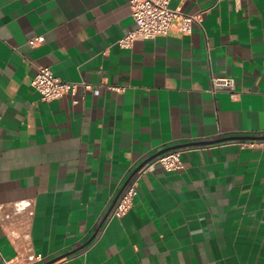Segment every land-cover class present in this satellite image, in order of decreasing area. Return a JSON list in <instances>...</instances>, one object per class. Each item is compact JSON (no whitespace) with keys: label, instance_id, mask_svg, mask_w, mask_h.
Instances as JSON below:
<instances>
[{"label":"crops","instance_id":"1","mask_svg":"<svg viewBox=\"0 0 264 264\" xmlns=\"http://www.w3.org/2000/svg\"><path fill=\"white\" fill-rule=\"evenodd\" d=\"M131 1L0 0V264H264V148L241 146L264 140V0H172L193 32L124 48ZM40 67L92 91L44 101ZM173 147L183 170L144 175L99 233Z\"/></svg>","mask_w":264,"mask_h":264},{"label":"built area","instance_id":"2","mask_svg":"<svg viewBox=\"0 0 264 264\" xmlns=\"http://www.w3.org/2000/svg\"><path fill=\"white\" fill-rule=\"evenodd\" d=\"M172 0H132V17L136 23V29L128 33L119 41V45L124 48H131L136 41L154 40L159 37H166L177 31L180 35H190L194 25L198 23V17L186 15L178 10L170 8ZM44 37L34 38L30 41L32 47L43 44ZM212 92H229L235 96V80L233 78H213ZM32 86L41 95L42 99L51 102L61 99L67 95L75 96L80 87L86 93L92 91V87L84 82H66L58 78L51 68L40 67L32 81ZM119 91L120 89H117ZM242 147L264 148V140L244 142ZM183 148L171 150L163 153L154 159H149L140 165L131 177L123 194L118 199L107 221L121 219L134 207L137 196V189L140 180L144 175L153 172L157 166H161L168 172H179L184 168L182 155ZM130 178V177H129ZM104 227L99 233L104 232ZM43 262L41 256L36 257L35 263Z\"/></svg>","mask_w":264,"mask_h":264},{"label":"water","instance_id":"3","mask_svg":"<svg viewBox=\"0 0 264 264\" xmlns=\"http://www.w3.org/2000/svg\"><path fill=\"white\" fill-rule=\"evenodd\" d=\"M232 139H235V138H232ZM237 139H241V138H237ZM237 139H236V140H237ZM225 140H226V139H225ZM220 142H222V141H221V140H220V141H213L212 143H203V144L208 145V144H214V143H220ZM175 149H180V147H173V148H170V149H166L165 151H162L161 153H159V154L156 155L155 157H157V156H159V155H161V154H163V153L169 152V151H171V150H175ZM155 157H152V159H154ZM150 160H151V159H150ZM134 173H135V172H134ZM134 173H133V174H134ZM133 174H132V176H133ZM132 176H130V178L126 181V183H125V185H124L122 191L119 193L117 199L114 201V203H113V205L110 207L109 211H108V212L106 213V215L103 217V219H102V221H101V223H100L98 229H100V228L103 226V224L107 221L108 217L110 216L112 210L114 209V207H115V205H116L118 199H119L120 196L123 194V192H124L125 188L127 187V185H128V183H129V181H130V179H131ZM95 236H96V234L93 235V237L91 238L90 242H92V240L95 238ZM90 242H89V243H90ZM89 243H88V244H89ZM69 255H71V254H68V255L63 256V257H59V258L54 259V260L50 261L49 263H45V264H55L56 262H58V261H60V260H62V259H64V258L68 257Z\"/></svg>","mask_w":264,"mask_h":264}]
</instances>
